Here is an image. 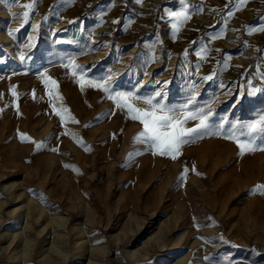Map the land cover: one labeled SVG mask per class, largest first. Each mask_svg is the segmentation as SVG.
<instances>
[{
  "label": "rangeland",
  "instance_id": "obj_1",
  "mask_svg": "<svg viewBox=\"0 0 264 264\" xmlns=\"http://www.w3.org/2000/svg\"><path fill=\"white\" fill-rule=\"evenodd\" d=\"M119 92L207 127L154 154ZM261 116L264 0H0V264H264Z\"/></svg>",
  "mask_w": 264,
  "mask_h": 264
},
{
  "label": "snow or ice",
  "instance_id": "obj_2",
  "mask_svg": "<svg viewBox=\"0 0 264 264\" xmlns=\"http://www.w3.org/2000/svg\"><path fill=\"white\" fill-rule=\"evenodd\" d=\"M25 8H32V4H25ZM173 18L179 19L183 17L184 20L188 19L186 13H172ZM29 13L24 12L23 17L27 20ZM177 27L173 24V28ZM69 65L75 67L73 61H69ZM75 74V73H74ZM43 75V74H42ZM211 78V77H208ZM50 79V78H49ZM52 85H56V81H51ZM91 84L93 87H103V85L92 82L83 81L81 87L84 84ZM51 95V93H49ZM157 96L160 93L156 94ZM116 101L118 107L126 108L131 119L138 121L142 125V131L137 136V140L143 138L145 141H150L155 149L154 154L161 156H170L172 159H176L180 154V148L182 144L186 143L185 137L191 136L193 133H197L199 129L207 127V117L201 114L184 113L183 118H177L174 114L175 110L166 107L161 102H155V97H138L132 92H119L112 97ZM142 100L144 104L148 105V108L136 107L131 101ZM187 108V105L183 106ZM55 110V109H54ZM62 112H67V109L62 111H56V115L61 116L63 122ZM210 114V113H209ZM199 115V124L195 128H187L185 124L190 119L197 118ZM71 118V117H70ZM250 132L261 131L264 132V116H261L256 122L247 125ZM22 139H29L26 136H22ZM238 146L241 150V154L245 151H255V147L250 144L241 143L237 141ZM56 149H53L55 151ZM255 190H264V185H257Z\"/></svg>",
  "mask_w": 264,
  "mask_h": 264
}]
</instances>
